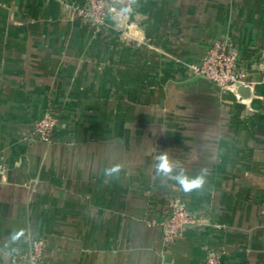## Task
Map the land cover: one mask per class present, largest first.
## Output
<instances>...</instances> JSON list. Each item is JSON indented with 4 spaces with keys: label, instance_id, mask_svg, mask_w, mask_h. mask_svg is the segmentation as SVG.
Instances as JSON below:
<instances>
[{
    "label": "crops",
    "instance_id": "0c3cea01",
    "mask_svg": "<svg viewBox=\"0 0 264 264\" xmlns=\"http://www.w3.org/2000/svg\"><path fill=\"white\" fill-rule=\"evenodd\" d=\"M217 36L247 95L189 69ZM262 72L264 0H136L100 29L59 0H0V264H264ZM174 200L193 221L166 244Z\"/></svg>",
    "mask_w": 264,
    "mask_h": 264
},
{
    "label": "built area",
    "instance_id": "2783aa9c",
    "mask_svg": "<svg viewBox=\"0 0 264 264\" xmlns=\"http://www.w3.org/2000/svg\"><path fill=\"white\" fill-rule=\"evenodd\" d=\"M65 10L89 24L100 29L117 8L129 12L135 6L136 0H81L71 3L59 0ZM189 69L194 75L200 76L211 82L219 90H232L239 97V87H249L251 82L246 78V72L239 61V54L233 45L223 36L211 39L208 48L196 63H190ZM258 82L264 84V72ZM56 125V120L50 110H46L41 117L34 121L31 137L47 142L51 139V131ZM6 167L0 160V181L3 180ZM193 221L191 213L185 205L177 200L169 203L167 214L161 223L162 239L166 244L174 242L184 226ZM46 243L43 238H32L28 244V260L37 263L41 261L45 252ZM207 264H218L215 257H209Z\"/></svg>",
    "mask_w": 264,
    "mask_h": 264
},
{
    "label": "clouds",
    "instance_id": "9594fccd",
    "mask_svg": "<svg viewBox=\"0 0 264 264\" xmlns=\"http://www.w3.org/2000/svg\"><path fill=\"white\" fill-rule=\"evenodd\" d=\"M159 163L157 165V169L159 172H163L165 174L170 173L172 171V165L170 164L167 156H160ZM112 171H115V169L108 170L107 174H111ZM180 184L183 186L185 191H191L194 188H198L203 183L202 178H196V179H188L187 177H177ZM23 231L17 232L12 236L13 240H18L21 236H23Z\"/></svg>",
    "mask_w": 264,
    "mask_h": 264
},
{
    "label": "water",
    "instance_id": "95a60500",
    "mask_svg": "<svg viewBox=\"0 0 264 264\" xmlns=\"http://www.w3.org/2000/svg\"><path fill=\"white\" fill-rule=\"evenodd\" d=\"M241 95H247L248 88L247 87H239L237 90Z\"/></svg>",
    "mask_w": 264,
    "mask_h": 264
}]
</instances>
